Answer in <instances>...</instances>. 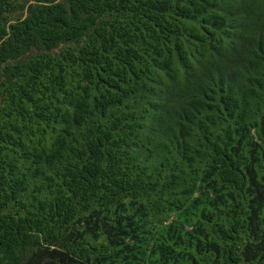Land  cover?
Segmentation results:
<instances>
[{
  "label": "trees",
  "instance_id": "16d2710c",
  "mask_svg": "<svg viewBox=\"0 0 264 264\" xmlns=\"http://www.w3.org/2000/svg\"><path fill=\"white\" fill-rule=\"evenodd\" d=\"M0 264H264V0H0Z\"/></svg>",
  "mask_w": 264,
  "mask_h": 264
}]
</instances>
